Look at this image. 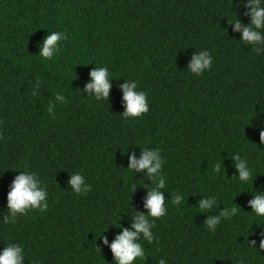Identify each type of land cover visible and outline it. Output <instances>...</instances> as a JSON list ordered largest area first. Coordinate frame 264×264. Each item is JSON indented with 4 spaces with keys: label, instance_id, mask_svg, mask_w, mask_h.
Listing matches in <instances>:
<instances>
[{
    "label": "trees",
    "instance_id": "trees-1",
    "mask_svg": "<svg viewBox=\"0 0 264 264\" xmlns=\"http://www.w3.org/2000/svg\"><path fill=\"white\" fill-rule=\"evenodd\" d=\"M244 2L0 0V251L22 246L24 264H113L100 238L111 243L131 211H144L151 180L127 168L128 155L148 147L165 159L168 213L156 221L154 241H142L146 256L137 264H264V220L247 207L264 191V55L240 45L227 21L249 23ZM48 31L67 37L52 60L36 56ZM203 50L211 70L188 73ZM95 66L114 78L108 102L82 93ZM124 80L148 94L141 118L122 116ZM237 153L259 175L253 186L233 178ZM223 161L218 176L214 165ZM22 171L46 185L48 209L5 224L9 187ZM76 172L91 185L86 195L68 184ZM177 194L180 205L171 202ZM206 196L218 210L201 212ZM234 204L238 216L209 231L206 217Z\"/></svg>",
    "mask_w": 264,
    "mask_h": 264
},
{
    "label": "clouds",
    "instance_id": "clouds-1",
    "mask_svg": "<svg viewBox=\"0 0 264 264\" xmlns=\"http://www.w3.org/2000/svg\"><path fill=\"white\" fill-rule=\"evenodd\" d=\"M243 7L246 9L244 15L249 18V23L245 25L236 15V19L228 21L232 31L241 34L238 41L240 45L248 46L250 50L257 55H264V0H245ZM67 39L62 31H48V34L42 41L38 42L39 56L45 60H52L62 49L63 42ZM213 65V57L209 51L203 50L194 52L188 61V73L195 76L203 75L206 71H210ZM113 76L106 66H95L89 72V79L83 87V94L94 97L97 101H106L110 99V93L113 88ZM122 92V106L125 111L122 116L126 119L141 118L149 111L148 94L138 90L135 81L124 80L119 85ZM35 94V93H34ZM63 99V97H58ZM260 140L264 143V131L260 132ZM234 162V168L237 178L242 184L253 182L254 170L249 166L248 161L242 158L240 154L231 156ZM165 159L158 148H142L139 156L135 152L128 155L127 170L142 175L151 180V187L144 184L147 189L146 195L142 201L143 212L131 211V222L129 227H123L119 224V233L114 237L111 243L107 236L102 235L103 245L108 247L114 257L113 264H137L138 261H144L146 251L142 241L151 244L155 237L153 229L156 221L168 213L167 200L165 197L166 179L162 175ZM224 161L217 162L214 165V173L216 175H225ZM2 178V175H0ZM72 191L77 195L87 194L92 188L86 182V177L81 172L70 174L68 181ZM154 185V186H153ZM264 187V186H262ZM137 189L136 185L132 186V192ZM49 193L46 185H44L39 177L32 172H19L10 184L7 195L8 214L3 217V223H15L19 216L25 215L31 210L44 212L48 209ZM184 197L181 194L175 195L172 204L180 205ZM217 198L215 196L202 197L198 201V208L201 212L210 213L218 210ZM249 207L257 218L264 220V191L255 192L253 198L248 201ZM241 208L234 204L232 207H223L216 215H208L204 221V225L209 231H215L216 228L224 220H231L238 216ZM121 219L119 216L118 221ZM259 247L264 250V232L261 233ZM250 247L255 248L256 241H247ZM100 252V249L97 248ZM26 260L25 250L22 246L15 243H8L7 246L0 251V264H24ZM159 264H167L163 258L159 260Z\"/></svg>",
    "mask_w": 264,
    "mask_h": 264
}]
</instances>
